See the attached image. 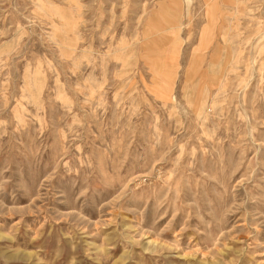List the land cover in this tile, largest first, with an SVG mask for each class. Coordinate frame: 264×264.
<instances>
[{
    "label": "rangeland",
    "instance_id": "374dc122",
    "mask_svg": "<svg viewBox=\"0 0 264 264\" xmlns=\"http://www.w3.org/2000/svg\"><path fill=\"white\" fill-rule=\"evenodd\" d=\"M0 264H264V0H0Z\"/></svg>",
    "mask_w": 264,
    "mask_h": 264
}]
</instances>
